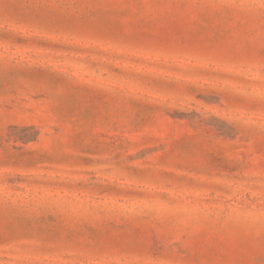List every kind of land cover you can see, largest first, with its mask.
Masks as SVG:
<instances>
[{
    "label": "rangeland",
    "instance_id": "374dc122",
    "mask_svg": "<svg viewBox=\"0 0 264 264\" xmlns=\"http://www.w3.org/2000/svg\"><path fill=\"white\" fill-rule=\"evenodd\" d=\"M0 264H264V0H0Z\"/></svg>",
    "mask_w": 264,
    "mask_h": 264
}]
</instances>
